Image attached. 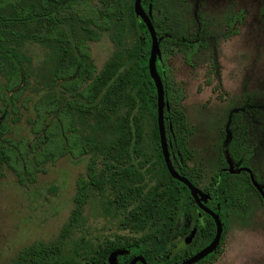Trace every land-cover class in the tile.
I'll list each match as a JSON object with an SVG mask.
<instances>
[{
	"label": "trees",
	"instance_id": "1",
	"mask_svg": "<svg viewBox=\"0 0 264 264\" xmlns=\"http://www.w3.org/2000/svg\"><path fill=\"white\" fill-rule=\"evenodd\" d=\"M133 3L0 0V74L10 86L30 84L33 79L44 91L35 102L33 131L43 132L36 141L41 144L39 151L32 149L27 158L24 143L17 147L3 142L5 129L0 124V165L13 171L23 185V173L32 181L40 166L60 156H88L86 176L76 181L74 207L57 239L23 248L10 264H107L109 254L118 249L130 251L119 264H128L135 255L146 264L174 262L167 259V252L175 225L183 204L192 209L194 202L189 191L170 177L164 164L156 124V92L148 73L150 37L134 15ZM141 5L146 13L150 8L159 39L157 71L167 103L164 125L170 161L180 176L197 187L198 181L187 166L192 129L181 105L184 96L173 82L166 60L181 54L190 63L199 49L208 47L210 38L233 34L231 28L238 18L232 13L220 21L200 15L196 27L200 39L194 41L188 36L185 0H141ZM103 33L113 43L114 51L97 71L88 44L98 41ZM29 43L46 50L42 68L34 67L27 55L25 46ZM64 79L67 81L61 85L70 96L57 98L54 88ZM146 117L153 122L150 152L143 141ZM238 118L227 149L235 161L248 167L253 150L247 138L240 135L243 126ZM46 121L49 124L41 128ZM251 191L255 189L247 174L233 175L221 168L203 189L213 204L222 201L227 218L229 210H245L240 207H244L243 199ZM91 197L104 199L100 202L102 211L115 217L121 230L137 238L117 235L96 245L80 240L68 246Z\"/></svg>",
	"mask_w": 264,
	"mask_h": 264
},
{
	"label": "rangeland",
	"instance_id": "2",
	"mask_svg": "<svg viewBox=\"0 0 264 264\" xmlns=\"http://www.w3.org/2000/svg\"><path fill=\"white\" fill-rule=\"evenodd\" d=\"M185 6L188 36L194 41L200 39L196 29L200 15L220 21L232 13L238 18L231 28L233 34L210 38L208 47L199 49L190 63L181 54L166 60L173 82L182 89L181 105L192 129L187 142L191 152L187 166L202 192L218 169L226 167L227 171L229 165L233 171L249 169L264 192V0H185ZM128 43L132 45L133 40ZM88 49L99 71L113 53L114 45L103 33L98 41L88 44ZM25 50L33 66L42 68L46 50L32 43L26 44ZM32 80L30 84L10 86L0 74V124L5 129L1 140L17 147L24 143L27 158L32 149L39 151L41 144L36 141L43 133L36 134L33 126L37 116L35 102L44 91ZM65 81H58L54 88L57 98L70 96L61 85ZM237 118L243 126L240 135L247 138L253 150L249 168H242L227 149ZM47 124L46 121L41 128ZM142 125L144 146L150 152L153 122L146 117ZM87 164L88 156H60L40 166L32 181L29 174L22 172L23 185L13 171L0 165V264H10L27 246L57 239L70 218L76 181L86 176ZM257 192L246 194L243 212L229 210V217L223 216L226 230L221 254L214 264H264V207ZM102 201L97 197L89 199L80 227L68 246L80 240L96 245L117 235L137 238L138 235L121 230L118 220L102 211ZM188 209L184 203L179 226Z\"/></svg>",
	"mask_w": 264,
	"mask_h": 264
},
{
	"label": "water",
	"instance_id": "3",
	"mask_svg": "<svg viewBox=\"0 0 264 264\" xmlns=\"http://www.w3.org/2000/svg\"><path fill=\"white\" fill-rule=\"evenodd\" d=\"M133 11H134V15L137 18H139L141 22L144 24L146 31L150 37L148 73H149L150 79L153 82L155 92H156V124H157L158 136H159V146H160V150H161V154L164 160L165 167L170 177L173 180L177 181L178 183L182 184L189 191L190 197L192 198L195 205L199 209L210 214V216L212 217L214 221L215 228H216L213 241L206 248H204L199 253H197L195 256L181 263V264H195L201 259L205 258L207 255L211 254L216 249L217 245L219 244L221 235L223 233V225L219 219V216L209 211L205 207V204L210 199V196L200 191L189 180L180 176L172 167V164L170 161V155H169V148H168L169 144L167 142L166 133H165V125H164V111L167 108V103L165 101V92H164L163 83L157 71V61H159L161 57L160 48H159V39L157 38L155 34V30L151 23L150 8H149V11L146 13L144 9L142 8L141 0H134ZM243 170H245V172L249 174L253 187L258 191L264 203L263 189L257 183V181L255 180V178L253 177L249 169H243ZM227 171L230 174H237L240 172V170L233 171L230 165ZM127 253H128L127 251H122V250L114 251L110 253L107 258V264H118L117 257L121 255H126ZM137 263L146 264L145 260L140 256L134 257L130 261L129 264H137Z\"/></svg>",
	"mask_w": 264,
	"mask_h": 264
},
{
	"label": "flooded vegetation",
	"instance_id": "4",
	"mask_svg": "<svg viewBox=\"0 0 264 264\" xmlns=\"http://www.w3.org/2000/svg\"><path fill=\"white\" fill-rule=\"evenodd\" d=\"M242 168H246V167H242ZM221 171L227 172L226 167H222ZM241 173H245L249 176V174L245 171H241L238 174H241ZM249 180H250V176H249ZM257 194H258V197L260 198L261 204L264 207V203L262 201L260 194L258 192ZM205 207L209 211L219 216V219L223 225V233L221 235L219 244L217 245L216 249L211 254L207 255L205 258L201 259L195 264H214L218 260L221 254L220 251L223 246L222 244L223 234L226 230L227 221L223 218V216L225 217V212L222 210V207H223L222 201H218L217 203L213 204L210 198L208 202L205 204ZM240 208L241 210L245 209L244 207H240ZM182 218L183 219H182V223L180 226L177 220L175 229H174V235L169 244V251L167 252V259L168 260L174 259V262H170V264H181L187 259H190L191 257L195 256L197 253H199L201 250L206 248L214 239L216 228H215V224H214L212 217L207 212L199 209L195 205V203H194V207L192 210L188 209L187 212L182 214ZM120 250L127 251L128 253L126 255H121L117 257L118 264L123 256L130 255V251L128 250L118 249L115 251H120ZM134 257H137V255H135ZM134 257H132L131 260ZM213 259L215 260L213 261ZM137 264H140V263H137Z\"/></svg>",
	"mask_w": 264,
	"mask_h": 264
}]
</instances>
